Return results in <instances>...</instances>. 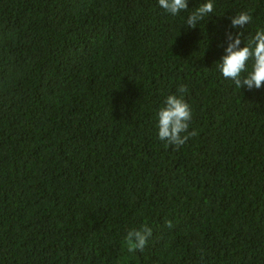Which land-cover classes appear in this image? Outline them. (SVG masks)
Wrapping results in <instances>:
<instances>
[{
    "label": "trees",
    "instance_id": "16d2710c",
    "mask_svg": "<svg viewBox=\"0 0 264 264\" xmlns=\"http://www.w3.org/2000/svg\"><path fill=\"white\" fill-rule=\"evenodd\" d=\"M204 2L0 0V264H264V86L218 67L226 33L264 30V0H212L188 28ZM180 85L197 135L166 147Z\"/></svg>",
    "mask_w": 264,
    "mask_h": 264
},
{
    "label": "clouds",
    "instance_id": "9594fccd",
    "mask_svg": "<svg viewBox=\"0 0 264 264\" xmlns=\"http://www.w3.org/2000/svg\"><path fill=\"white\" fill-rule=\"evenodd\" d=\"M158 4L172 16L188 11V0H158ZM213 11L212 0H205L187 16L186 26L197 27V24L204 21ZM229 19L232 28L243 29L250 23L252 17L249 13L240 12ZM242 35L243 33L239 31L234 35L231 32L226 33L225 55L221 57L218 67L222 76L233 81L238 89L242 87L249 91L260 89L264 86V30L256 31L254 36L248 39L247 44L240 47ZM187 91L185 85H180L177 88L179 95L169 94L157 113L158 139L165 141L166 147L171 145L179 148L190 137L197 135L196 130H188L192 110L183 97ZM166 226L169 229L173 228L171 221H166ZM151 236L152 229L146 224L140 229H130L125 236L127 250L130 253L137 250L142 252Z\"/></svg>",
    "mask_w": 264,
    "mask_h": 264
}]
</instances>
